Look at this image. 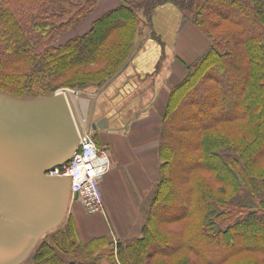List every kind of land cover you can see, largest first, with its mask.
Segmentation results:
<instances>
[{
  "label": "trees",
  "instance_id": "trees-1",
  "mask_svg": "<svg viewBox=\"0 0 264 264\" xmlns=\"http://www.w3.org/2000/svg\"><path fill=\"white\" fill-rule=\"evenodd\" d=\"M165 1L209 43L169 89L140 235L82 241L68 215L28 264H264V0L122 2L59 44L97 0H0V90L104 85Z\"/></svg>",
  "mask_w": 264,
  "mask_h": 264
},
{
  "label": "crops",
  "instance_id": "crops-1",
  "mask_svg": "<svg viewBox=\"0 0 264 264\" xmlns=\"http://www.w3.org/2000/svg\"><path fill=\"white\" fill-rule=\"evenodd\" d=\"M143 0H97L96 7L81 19L69 36L84 33L93 20L122 2ZM145 24V23H144ZM141 25L133 50L125 64L109 81L74 92L68 101L78 125L88 130L96 144L110 156L111 165L103 176L105 193L115 195L116 177L128 209L115 208L120 220L133 219L131 229L109 232L107 209L85 212L73 192L69 213L76 222L80 240L97 235L116 239L137 236L152 199L158 178L159 128L169 89L186 74V65L195 59L209 39L171 1L158 4L149 25ZM79 26V29H78ZM81 30V31H80ZM84 31V32H83ZM76 33V34H75ZM100 123V126L93 123ZM101 181V182H102ZM128 197V198H127Z\"/></svg>",
  "mask_w": 264,
  "mask_h": 264
},
{
  "label": "water",
  "instance_id": "water-1",
  "mask_svg": "<svg viewBox=\"0 0 264 264\" xmlns=\"http://www.w3.org/2000/svg\"><path fill=\"white\" fill-rule=\"evenodd\" d=\"M71 111L63 89L34 97L0 90V264H28L68 219L72 178L45 170L68 163L78 145Z\"/></svg>",
  "mask_w": 264,
  "mask_h": 264
},
{
  "label": "built area",
  "instance_id": "built-area-1",
  "mask_svg": "<svg viewBox=\"0 0 264 264\" xmlns=\"http://www.w3.org/2000/svg\"><path fill=\"white\" fill-rule=\"evenodd\" d=\"M65 90V88L63 89ZM74 91L72 89H66ZM79 134L78 145L68 163L55 165L45 174L70 175L72 187L80 199L87 213L103 210V198L100 190V179L109 170L111 160L109 154L100 148L91 133L80 127L77 123Z\"/></svg>",
  "mask_w": 264,
  "mask_h": 264
},
{
  "label": "rangeland",
  "instance_id": "rangeland-1",
  "mask_svg": "<svg viewBox=\"0 0 264 264\" xmlns=\"http://www.w3.org/2000/svg\"><path fill=\"white\" fill-rule=\"evenodd\" d=\"M76 26V25H75ZM75 26L71 27L68 31H66L65 33H62V35L59 37L58 41L56 42L57 44L59 43H63L65 40H67L69 37V33L72 32V30H75ZM79 29V26H78ZM81 31V30H80ZM86 31V30H84ZM83 31V32H84ZM76 34V33H75ZM78 91V93H80L81 90L83 89H74V91ZM60 91V90H59ZM66 96H69V99H71L72 94H74L73 91H69V90H65ZM105 175V174H104ZM103 175V176H104ZM103 176L100 179V190H101V194H102V198H103V203L105 204V207L107 209V214H108V220H106L108 226H109V232H113L116 236L120 234V229L119 228H123L125 231V227L127 228L126 230L129 231L131 229V226H129V224L133 223L134 225L135 222H132L133 219L128 218L125 220H120V218L118 217V215L120 214L118 211H115L114 209H111L109 211V205L113 204L114 206H116L117 208H125L128 209L131 204L123 202V198L124 196L121 194V184L119 183L118 178L116 177V180L114 179L115 182V195H113L111 192L109 193H105V183L104 181H102ZM102 181V182H101ZM248 196L246 195V193L244 192L243 194H239L236 197H234L235 201H241V202H245V201H250L247 198ZM128 198V197H127ZM253 203V202H250ZM86 212V211H85ZM93 215H90L88 213L85 214L84 218H92ZM140 235V233L138 234ZM125 237H121V238H116V239H123ZM114 239V240H116Z\"/></svg>",
  "mask_w": 264,
  "mask_h": 264
}]
</instances>
